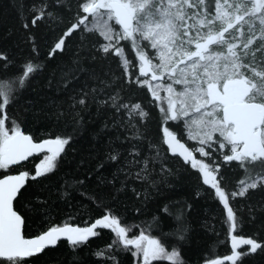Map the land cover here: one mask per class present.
I'll return each instance as SVG.
<instances>
[{"label":"snow or ice","instance_id":"6c2138e0","mask_svg":"<svg viewBox=\"0 0 264 264\" xmlns=\"http://www.w3.org/2000/svg\"><path fill=\"white\" fill-rule=\"evenodd\" d=\"M12 7L28 52L17 62L0 49V264H34L61 241L76 252L100 235L98 229L114 234L111 244L96 253L113 264H119L113 249L130 252L142 264H188L184 246L191 229L185 211H191L190 204L174 212L166 205L161 216L132 225H122L114 213L130 181L156 187L157 165L159 183L176 175L165 157L177 158L195 176L197 198L203 190L222 206L230 254L215 258L210 252L203 264H248L252 257H264V238L237 235L244 219L234 204L264 196V0H13ZM41 27L59 33L43 50L47 40L37 35ZM113 60L119 74L111 71ZM98 62L109 64L103 74L96 70ZM41 76L49 91L67 97L72 122L67 131L35 139L12 113ZM121 85L150 94L161 119L157 138L144 132L150 111L126 99ZM90 101L98 111L112 112L101 132L114 135L90 168L94 153L76 161L86 171L62 179L60 198L71 203L78 196L101 216L83 227L49 223L27 237L31 225L20 205L29 181L50 180L72 162L69 157L78 154L76 145L86 131L82 114ZM64 115L57 110V119ZM39 154L34 174L22 170ZM14 166L20 169L16 174L8 171ZM226 169L243 172L231 190ZM130 190L136 199H148L146 192ZM169 216L175 224L166 231ZM132 228L139 231L130 237Z\"/></svg>","mask_w":264,"mask_h":264},{"label":"trees","instance_id":"16d2710c","mask_svg":"<svg viewBox=\"0 0 264 264\" xmlns=\"http://www.w3.org/2000/svg\"><path fill=\"white\" fill-rule=\"evenodd\" d=\"M12 3L13 0H0V49L12 54L19 62L26 58L28 46L24 43L23 30ZM73 7H75V3ZM58 34V32L55 34L49 32L46 27H41L37 35L45 37L47 40V43L42 44V50L52 43ZM126 51L129 58L132 59V50L126 48ZM108 68L109 64L105 62H98L96 65L97 72L101 74ZM110 68L113 73L119 74L115 60L110 63ZM88 83L90 84L91 81ZM121 86L123 87L122 94L126 99L141 102L150 111L151 116L144 132L150 138H157L160 134L161 119L158 109L151 106L150 94L135 85ZM33 88L34 90H29L23 95L12 113L22 123L23 130L32 134L35 139H43L49 133L67 131L68 125L72 122L71 117L67 114V97L57 96L54 90L49 91L45 84V76H41ZM97 109V104L90 101L89 109L82 114L85 118L86 131L76 145L78 154H75L74 158L73 156L69 157L72 162L66 163L61 168L59 175L50 180L29 181L31 187L26 194L25 201L20 205L21 211L28 217V222L31 225L26 231L27 237H35L49 223L63 224L67 221L83 227L90 225L101 216L98 209L78 196L73 198L71 203L60 198L62 179L66 177L71 180L81 177L86 171V168L78 167L76 161L81 159V156L94 153L93 159L86 166L90 168L95 163V157L103 156V148L106 146L109 136L114 135V133L105 135L101 132L105 121L111 120L112 112L110 110L98 111ZM57 110L64 111L65 115L57 119ZM120 134L127 133L122 131ZM98 148L100 151H97ZM40 158L41 156H37L24 162L25 167L22 170L34 174ZM165 161L169 166L178 170L175 176L168 178L167 183H159L160 178L157 175L159 165H157L152 176V179L157 182L156 187H152L148 183L141 185L138 182L130 181L129 190L121 193L115 201L114 213L121 218L122 225L139 224L151 220L154 216H161V210L166 205L174 212L184 205L190 204L191 211H185V217L191 229V239L184 246V255L188 264H203V258L210 252L215 258L230 254V246L225 243L229 237L222 206L217 204L211 196L205 195L203 190L200 191L199 198L196 197L198 182L194 175L184 170V166L178 162L177 158L165 157ZM18 170L20 169L14 166L8 171L16 174ZM3 171L0 170V177H2ZM225 171L228 188L231 190L243 178V172L232 169ZM105 174L109 175L110 170ZM132 187H135L137 191L146 192L148 199H136L135 194L130 190ZM94 190L95 186L90 185L89 191ZM39 201H46V203L41 204ZM234 204L241 210L240 215L244 219V227L238 231L237 235L264 238V196L252 195L250 200H239ZM137 209H139V214ZM252 215L256 217L255 221L250 220ZM174 224L173 217L165 218L166 231ZM98 231L100 232L99 236L91 238L86 246L76 252L70 249L67 242L61 241L55 249L46 250V254L34 258V264H113L111 260L106 261L103 257H97L96 253L111 244L114 234L106 229H98ZM138 231L139 229L132 228L129 232L130 237L136 235ZM112 251L115 252L119 264H142V261H138L130 252L115 251L114 249ZM155 264H160V262H155ZM248 264H264V257H252Z\"/></svg>","mask_w":264,"mask_h":264},{"label":"water","instance_id":"95a60500","mask_svg":"<svg viewBox=\"0 0 264 264\" xmlns=\"http://www.w3.org/2000/svg\"><path fill=\"white\" fill-rule=\"evenodd\" d=\"M42 155H43V154H39V155H37V156H42ZM37 156H34V157H37ZM34 157H31V158H34ZM31 158H30V159H31Z\"/></svg>","mask_w":264,"mask_h":264}]
</instances>
